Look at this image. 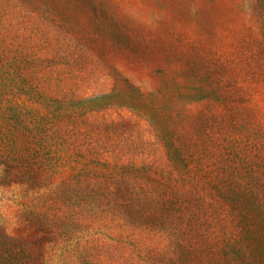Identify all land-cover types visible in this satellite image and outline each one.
<instances>
[{
	"label": "rangeland",
	"instance_id": "obj_1",
	"mask_svg": "<svg viewBox=\"0 0 264 264\" xmlns=\"http://www.w3.org/2000/svg\"><path fill=\"white\" fill-rule=\"evenodd\" d=\"M0 264H264V0H0Z\"/></svg>",
	"mask_w": 264,
	"mask_h": 264
}]
</instances>
